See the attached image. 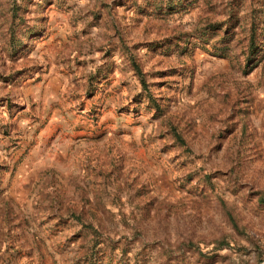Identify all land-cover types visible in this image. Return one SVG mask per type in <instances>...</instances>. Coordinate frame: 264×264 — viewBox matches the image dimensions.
I'll list each match as a JSON object with an SVG mask.
<instances>
[{"label": "rangeland", "instance_id": "1", "mask_svg": "<svg viewBox=\"0 0 264 264\" xmlns=\"http://www.w3.org/2000/svg\"><path fill=\"white\" fill-rule=\"evenodd\" d=\"M0 264H264V0H0Z\"/></svg>", "mask_w": 264, "mask_h": 264}]
</instances>
